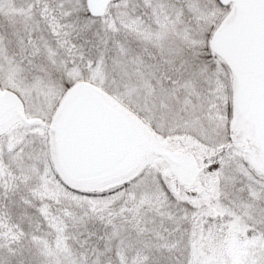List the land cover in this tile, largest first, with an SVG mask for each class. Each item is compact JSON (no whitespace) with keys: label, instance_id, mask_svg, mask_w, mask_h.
<instances>
[{"label":"snow or ice","instance_id":"6c2138e0","mask_svg":"<svg viewBox=\"0 0 264 264\" xmlns=\"http://www.w3.org/2000/svg\"><path fill=\"white\" fill-rule=\"evenodd\" d=\"M0 264H264V0H0Z\"/></svg>","mask_w":264,"mask_h":264}]
</instances>
